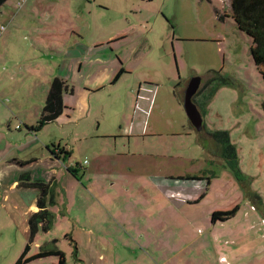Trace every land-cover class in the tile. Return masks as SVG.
<instances>
[{
    "label": "rangeland",
    "instance_id": "obj_1",
    "mask_svg": "<svg viewBox=\"0 0 264 264\" xmlns=\"http://www.w3.org/2000/svg\"><path fill=\"white\" fill-rule=\"evenodd\" d=\"M230 13V0H7L0 6V70L19 57H30L37 64L41 53L52 55L55 52L49 47L57 44L89 45L106 26L116 32L122 28L118 35L127 36L115 43L114 51L108 44L92 49L95 56L100 54L111 61L94 63L93 70L99 74L90 71L91 79L101 76L102 71L114 72V76L109 86L94 94L92 110L84 122L93 131L113 137L102 135L80 141L65 138L62 145L72 153L67 162L80 168L79 175L67 171L58 191L55 187L54 202L49 204L54 222L49 230L38 232L28 255L38 253L37 242L44 244L49 238L67 252V264H81L75 259L71 241L78 238L87 264L101 263L92 261L88 251L93 233L97 242L112 235L115 228L108 219L120 208L129 216L147 220L159 217V212L155 205L144 202H165V225L159 237L166 236L169 246L161 242L155 245L158 251L149 248L150 256L156 258L163 253L174 257L178 243L190 248V257L197 264L208 259L221 264L219 253L204 243L207 237L212 240V213L239 206L238 213L221 223L236 233L243 230L239 243L243 249L239 252L245 262L239 263L264 264V77L251 54V36L232 16L220 18ZM117 52H124L126 57L121 59ZM122 61L131 73L115 81L124 66ZM196 76L202 78L196 95L204 117L200 131L189 120L184 108L185 90L182 92V87ZM220 76L225 79L223 83ZM212 77L218 80L206 85ZM0 79L5 87L4 97H0L1 118L7 114L4 106L15 111L21 100H37V95L27 94L25 88ZM218 82L220 86L213 91ZM9 88L12 95L7 92ZM129 94L135 97V106L141 95L153 99L147 116L134 110L135 118L127 117ZM150 104V100L141 99L139 106L147 109ZM21 119L8 122L13 135L20 127L22 132L27 131ZM143 130L146 136L140 133ZM216 130L230 133L234 156H228L223 144L211 135ZM128 132L134 135H122ZM19 143L11 137L0 143V264H10L13 259L15 264L30 242L25 227L33 212L27 215L29 202L25 199H30L31 189L11 185L15 179L19 184L21 175L32 169L44 175L39 163L14 160L16 155L30 159L27 155L39 143ZM108 202H114L115 207ZM117 204L125 207L117 208ZM177 216L180 227L192 228L174 240L172 226L177 224L172 221ZM190 219L194 223H188ZM131 231L135 238V233L146 229L142 226ZM248 249L255 252L254 257ZM131 251L124 256L135 258L139 254L138 250L137 254ZM98 252L103 254L101 246ZM185 254L178 257L186 259ZM224 254L230 262L237 258L229 249ZM53 258H38L29 264H51Z\"/></svg>",
    "mask_w": 264,
    "mask_h": 264
},
{
    "label": "crops",
    "instance_id": "obj_2",
    "mask_svg": "<svg viewBox=\"0 0 264 264\" xmlns=\"http://www.w3.org/2000/svg\"><path fill=\"white\" fill-rule=\"evenodd\" d=\"M123 31L124 30L121 28L117 32H123ZM117 32L113 28L110 29L108 26H106V29L100 28V32L99 33L97 32L98 36L96 35L97 39L94 42L89 43V45L83 46L82 44L77 42V44L71 46H68L67 44L65 45L57 44L54 45L55 46L54 49H53L54 46L53 47L48 46L49 50L51 49L50 51L55 53H53L52 55H50L49 54L50 52L47 51H45L44 54L41 53L38 59L39 62L37 64H35L33 59H31L30 57H19L18 59L17 58L11 59L6 65L2 67V70H0V76L4 81H7L9 83L13 82L17 87H19V89L25 88L26 89L25 92L27 94L37 95L38 97L37 100L34 99L30 101H26L24 99L21 100L15 107V111L14 109L9 110L10 108L9 105L4 106L7 110V114L5 118H1L3 115H1L0 117V143H3L5 140H7L10 137L19 140L20 141L19 146H26L29 143H31V141L38 142L39 144L36 145L35 149L33 148L34 150L29 155H27L30 156V159L29 157H25L28 159H23V157H21L24 160L23 161L22 159L19 158V155H16L14 160L18 163L19 162L26 163L28 162V160H30L29 162L39 163V167L40 169H42L44 174L41 176L44 177L39 176L38 174L40 173L35 174L33 169L28 172L35 180L42 179L45 182H51L54 185V188L56 187L57 191L58 188L61 187L63 180L67 176L65 173L67 171L70 172L68 170L69 165H73V164L67 162L68 160L65 161L66 162L65 163L61 158L54 156L51 150L54 149L56 152L59 151L57 147H54V145L65 147L62 144L65 143L64 140L66 139H68L69 141H71V139L80 141L83 139L89 140L90 138H96L102 135L103 137H113L111 134H101L99 132L93 131L94 129H90L88 127V124H85L84 119L87 116H89L92 110L91 102L94 94H96L99 90L105 88L106 86H109V84L112 83L111 80L114 76L113 75L114 72L112 73L110 71L106 73L105 71H102V75L99 76L98 78H95L96 77L95 75L99 73L96 74V72H98L97 69L95 71L93 70V64L94 63L104 64L105 62L111 60L109 57H103L100 54H98V56H95V52L92 51V49H94V47L97 46L108 44V46H112L111 48L114 51L115 50L114 47H116L117 45L115 43L124 41V39L127 38L126 35L124 34L118 35ZM67 46L69 48L68 50L66 49ZM74 46H76V48H73ZM78 46H82V47H78ZM134 50L136 54L137 48L135 47ZM117 55L121 59L126 57V54L124 52L122 53L117 52ZM44 56H46V58ZM137 56L139 58L142 57L141 59H143L142 55H137ZM144 57L146 58V56ZM122 62L124 64V66L122 65L123 66L122 69H124V72L117 80H119L124 74H127L128 72L131 73L128 70V65L126 61H122ZM90 71L92 72L91 74H95L94 79H91L93 75L91 76ZM57 77L66 80L69 84V87L73 88V91H69V90L64 91L63 99H64L65 108L63 112L54 121L45 125L41 130L39 131L30 130L28 126L34 125L37 122L36 120L39 119L40 114H42V109L45 105V101H47L46 98L47 96H49V92L51 90L53 81ZM12 87L13 90L14 89L18 90L15 88V86ZM186 87L187 84H185V86L182 87V92L185 90ZM3 88L5 87L4 84L1 83V79H0V97L1 96L4 97L5 89ZM10 89L11 88H9V91H7L9 92V94H11ZM130 94L133 95L131 91ZM130 94L126 102L127 103L126 108L128 111L127 117L129 118L131 116V118L132 117L135 118L133 116L135 114L134 108H136L135 97L131 96ZM128 101H130V104H128ZM30 114L33 115V117H30ZM14 118H18V119L22 118L21 120L27 128L26 132H22L21 130L22 127H20L19 128L20 131H17L18 133L16 135L12 134L11 126L10 124H8V122L12 123L13 122L12 119L14 120ZM138 124H140V122H138ZM140 133L142 134V136L147 135L146 130H143ZM187 134L191 135V133H187ZM122 135L123 136L127 135L130 137L133 136L134 134L128 132ZM24 139L25 141H23ZM15 147H17V145ZM44 147H46L48 151ZM20 171L24 172V169H21ZM73 181L76 182L75 180ZM11 186L12 188L15 187L17 189H19V187L26 188L27 190H29V188L31 189L30 199L29 200L25 199V202H29L27 215L29 214V212H36L39 210V207L37 205L39 191L36 188L25 187V186L23 187L22 185H20V183L18 184L17 179L14 180ZM20 191L23 192L25 190H20ZM113 203L114 202H108V205L115 207ZM144 203L146 205H148V203L149 204L151 203L152 206L155 205L156 210H158L159 212V215L157 214L159 217L156 216L153 217L152 219L148 217L147 220H145V218L142 217L135 218L129 216L124 208L122 209L120 208L125 206H122L121 204H117V208L120 209L117 211L116 214L115 213L113 214L117 218L111 217L110 219H108L111 221L110 224L113 225V228H115V230L112 231V235H108L107 237L100 238L99 239L100 242H97V237L94 236V233L90 237L91 242H89L88 244L91 246V248L90 249L88 248V251L93 256L91 260L92 261L96 260L97 262L101 261V263L98 262L97 264H141L142 261H144L143 263L146 262L147 264H197L190 257V255L192 254V252H190V248L189 247L185 248L184 245L178 243H177L178 247L176 248L177 251L173 253L174 257L165 256L163 253H158L159 256L156 258L149 255L148 253V251H150L149 248L155 249V245H160L161 242H163L162 245L167 244L165 243L166 236L159 237L161 235L160 233L164 230L163 225H165L164 224L165 217L163 215L165 202H144ZM169 203L171 202H167V204ZM180 203H185V202H180ZM190 203H198V202H190ZM171 205L174 204H170L168 206L171 207ZM254 208L255 205H253V209ZM239 209L241 208L239 207ZM226 210H230V209L219 208L215 211H226ZM116 220H118L119 223H117ZM211 221H212V232H211L212 240L210 241V238L207 237L204 240V243L205 246L207 245L209 246V248L219 253L218 254L219 263L241 264L239 263L240 261L245 262L241 260V256H243V253L240 254L239 252L242 251L243 249L242 247L239 248V243L242 241V237L240 236L242 235L243 230L242 232L236 233V231L232 229V227L230 226L225 227L223 223H221V222L226 223L225 221H213L212 219ZM172 222L173 224L175 222L177 224L175 227L172 226V232L175 235L174 240L177 237H180L183 231L186 232L192 228V226L190 225H188L187 228L180 227L178 216ZM143 223L146 224L143 225ZM188 223H194V221L190 219L188 220ZM252 225H255V223H253ZM142 226L146 229V231H140L135 233L137 234V237H139V239L137 237L134 238L131 229L134 228L138 230V228ZM217 226L222 227V229L217 230ZM153 228L155 229V231H152ZM167 228L171 230L170 226ZM25 229L29 231V225L26 224ZM116 230H120V232L115 233ZM222 236L223 237L227 236V237L224 239ZM115 239L121 240V243L115 242ZM50 241H52V239L48 238L46 239L44 244ZM39 242H37V244L39 247H41L43 244ZM74 242L78 248L76 253L74 252L76 261H81V264H87V259H85V255L83 254V252H81L82 249L79 248V243L81 242V240L77 238L76 241L74 240ZM224 244H226V247ZM100 246L101 248H103V254H100L98 252ZM179 246L181 247L179 248ZM71 249L73 251V247ZM226 249H229L231 253L237 257L234 258L232 262H230L228 257L224 254V251ZM130 250H132L131 251L132 254H137L136 250H138L139 254H137L135 258L125 257L124 255L126 254L130 255L129 253ZM155 250L158 251L157 249ZM64 252L65 254H67L66 251ZM184 252H186V254ZM247 252L249 254H252V257H254L255 252L253 251L251 252V249H248ZM178 253L185 254L186 259L179 258ZM140 254L142 256H140ZM210 254L212 256V253ZM57 260L58 258L56 257L53 258V260L50 262L52 264L57 262ZM14 261L15 259H13L10 262V264H13ZM201 264H214V263L210 259H208L207 261L203 260Z\"/></svg>",
    "mask_w": 264,
    "mask_h": 264
},
{
    "label": "trees",
    "instance_id": "obj_3",
    "mask_svg": "<svg viewBox=\"0 0 264 264\" xmlns=\"http://www.w3.org/2000/svg\"><path fill=\"white\" fill-rule=\"evenodd\" d=\"M7 0H0V6ZM231 2V13L221 14L220 18L223 19L227 16H232L239 28L245 31L253 39V44L251 47V54L258 65L263 77H264V0H230ZM124 69H121L117 76L114 78L116 81ZM222 83L225 81L223 76H220ZM214 80H218L217 77H212L206 85L212 84ZM221 83V85H222ZM219 82L213 87V91L217 90ZM215 89V90H214ZM65 90L73 91V88L69 87L66 80L62 78H55L49 92V96L44 105L42 114L38 121L32 125L28 126L30 130L39 131L48 123L54 121L64 110L65 104L63 99V94ZM264 109V101L262 103ZM211 135L224 146L225 153L228 156H234L235 146L232 144L230 139V133L226 130H216L211 131ZM58 148V152L54 149L51 150L54 156L61 158L64 162L72 155L71 151L65 147L54 145ZM77 165H79L77 163ZM80 166V165H79ZM235 168L236 165L234 164ZM68 170L75 176L79 175V169L75 165H69ZM20 185L25 187L36 188L39 191L37 205L39 210L33 212L30 216L28 225L30 233V242L26 245L22 255L16 261L15 264H28L38 258H44L49 256H55L58 261L52 264H67L66 254L63 250L57 247L55 241H50L43 244L40 247L38 253L34 255H28L31 245L30 243L34 240L38 232L43 229L45 231L49 230L53 224V216L49 208V204L54 202L55 199V188L51 182H45L42 179H33L29 172H25L21 175ZM239 206L226 211H215L212 214L213 221H225L232 218L237 211ZM74 244V252L77 251V246L74 240L71 239Z\"/></svg>",
    "mask_w": 264,
    "mask_h": 264
},
{
    "label": "water",
    "instance_id": "obj_4",
    "mask_svg": "<svg viewBox=\"0 0 264 264\" xmlns=\"http://www.w3.org/2000/svg\"><path fill=\"white\" fill-rule=\"evenodd\" d=\"M201 84H202L201 77L199 76L193 77L189 81L185 89V95H184V108L186 110L190 122L192 123L194 128L198 131L203 129L204 117L201 111L199 110L198 106L194 102L193 98L200 90Z\"/></svg>",
    "mask_w": 264,
    "mask_h": 264
},
{
    "label": "built area",
    "instance_id": "obj_5",
    "mask_svg": "<svg viewBox=\"0 0 264 264\" xmlns=\"http://www.w3.org/2000/svg\"><path fill=\"white\" fill-rule=\"evenodd\" d=\"M144 87H145V86H142V88H144ZM150 90H153V88H147V91H150ZM141 99H147V100H150V101H151L150 107L147 108V109L140 107L139 104H140V100H141ZM152 104H153V99H152V98H150V97H148V96H147V97H143V95L139 96V97H138V103H137L136 108H135V113L140 112L141 115H143V116H147V114L149 113V112H148L149 109L152 107ZM134 117H135V116H134ZM140 123H141V122H140Z\"/></svg>",
    "mask_w": 264,
    "mask_h": 264
},
{
    "label": "flooded vegetation",
    "instance_id": "obj_6",
    "mask_svg": "<svg viewBox=\"0 0 264 264\" xmlns=\"http://www.w3.org/2000/svg\"><path fill=\"white\" fill-rule=\"evenodd\" d=\"M186 89V88H185ZM201 89V88H200ZM199 93V91L197 92V94ZM196 94V95H197ZM196 95L194 96L193 100L196 103L197 106H199V100L196 98Z\"/></svg>",
    "mask_w": 264,
    "mask_h": 264
}]
</instances>
